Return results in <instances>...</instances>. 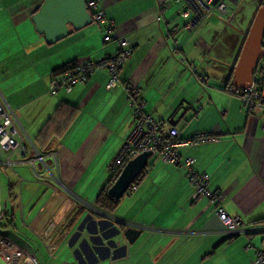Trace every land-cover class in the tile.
<instances>
[{"label":"crops","instance_id":"crops-1","mask_svg":"<svg viewBox=\"0 0 264 264\" xmlns=\"http://www.w3.org/2000/svg\"><path fill=\"white\" fill-rule=\"evenodd\" d=\"M41 2L0 0L5 25L30 27L29 19ZM99 2L105 15L114 20L115 34L126 35L131 50L118 73L117 83L112 87L106 86L107 70L96 68L84 83L74 85L69 92L45 93L57 76L51 73L54 68L74 59L79 62L100 59L116 52V40L105 41L103 28H70L68 36L51 44L43 35L36 31L32 34L29 29L28 37L21 33L16 36L22 46L14 42L17 39L5 42L15 43L17 48L4 47L3 60L18 62L6 55L20 52L24 60L22 68L32 71L26 76L23 88L10 85L9 89L10 82H0L3 92L0 91L36 148L58 151L59 165L53 173L67 191L54 182L58 192L51 196L33 181L26 189L29 195L23 202V183L20 192L18 185L17 191L13 184H9L7 194L16 198L8 201L10 216L0 221V232L27 250L36 264H48L41 255L42 251L57 260L55 264H101L103 261L118 264L123 258L129 264H254L256 250L264 249V232L225 236L214 212V203L203 195L194 197L193 186L184 169L162 163L157 156L149 161L144 176L133 189L141 184H144L143 191L160 190L168 185L169 191L165 193L170 197L157 203L162 206L161 213L143 219L145 227L139 228L140 234L131 244L116 232L106 234L102 229V241L99 238L92 239V243L85 241L98 230V219L93 218L96 215L90 213L87 206H94L98 192L94 197V184L85 187L87 180L83 186L85 190L78 189V186L86 171L99 173L109 167L131 131L133 116L125 85L137 89L144 112L168 125H176L184 137L198 133L217 137V140L178 147L180 160L194 157L193 169L208 173V186L221 193L229 215L241 218L247 227H264V110L246 113L240 97L225 89L227 83H231V69L252 18L247 28L237 31L239 35L232 39L230 46L226 43V56L220 59L209 56L213 45L209 52L203 51L207 43L196 36L197 33L204 34L203 27L192 32L182 27L179 30L171 21L172 17L166 15V7L157 8L156 0ZM195 56L208 58V64L195 67ZM199 75L204 79H199ZM25 89L26 94L20 96ZM75 190L79 194H73ZM33 192L39 194L38 200L32 198ZM70 196L85 205L84 209L74 203V199H68ZM143 203L146 205L145 201ZM25 205H39L40 209L48 207L38 227L52 207H58L60 214H70L68 229L52 254L47 252L35 233L38 243L31 245L16 229L15 208H19L22 224L31 229L33 219L28 223L24 220ZM102 215L107 216L114 227L123 223L116 215ZM8 219L12 220L10 224ZM76 224L78 227L69 241L72 256H68L62 243ZM122 226L123 229L118 228L120 232L128 228L125 223ZM64 228L61 221L50 215L42 233L54 245ZM174 254H179L177 261L172 258Z\"/></svg>","mask_w":264,"mask_h":264},{"label":"built area","instance_id":"built-area-1","mask_svg":"<svg viewBox=\"0 0 264 264\" xmlns=\"http://www.w3.org/2000/svg\"><path fill=\"white\" fill-rule=\"evenodd\" d=\"M178 2H183L182 7L177 13L184 21L182 25L183 30L187 32L195 31L210 16H223L226 14L227 9L225 0H218L215 4L212 3V0H156V6L158 9H163L171 3ZM85 5L90 13L91 23L98 24L103 28L105 41L110 38L116 40L118 44L117 50L112 56L100 59H87L78 62L73 68L58 74L48 86L47 93L50 95H54L60 90L69 92L74 85L84 83L96 68L107 70L108 81L106 86L112 87L117 83L118 73L130 56L131 50L127 36L115 34L116 27L114 20L105 15L99 0H85ZM263 54L262 47V56ZM257 62L255 67L257 66ZM257 76L258 80L264 77L263 67L258 70ZM125 91L132 111L133 126L115 158L109 164L108 169L110 172L119 175L129 160L142 152H151V154H156L162 163L184 169L186 178L193 186L194 197L203 195L210 202L214 203L216 216L222 224L221 232L225 236H238L257 231L264 232V227H247L241 218L228 214L222 202L223 197L221 193L211 190L208 186V173H198L193 169L194 157L188 156L180 160L178 147L197 144L203 141L217 140V137L208 133H198L193 136L184 137L176 125H168L165 121L155 119L150 113L144 112L143 104L138 98V92L134 86L125 85ZM241 107L246 113H252L254 110H264V87L259 90L255 89L253 77L251 85L244 89V94L241 97ZM16 165H27L31 173L36 177L34 182L49 191L51 196L58 192L57 186L67 191L63 183L53 173V170H57L59 165L58 151L55 149L39 151L36 148L23 129L15 111L8 105L0 91V170H10L16 174L20 192V186L25 180L16 172ZM54 182L57 186L53 184ZM14 198L16 196L11 197L5 193L4 200L1 201L0 196V221L10 214L11 206L8 201H12ZM32 198L38 200L39 194L33 192ZM50 215L65 225L64 233L59 240L52 245L51 241H48L43 236L42 227L46 219L34 230V233L41 240L47 252L52 254L56 245L65 235L68 229V222H66L67 216L65 214L58 215L56 207L50 209L47 217ZM0 257L8 264H36L27 250L1 232ZM253 263L264 264L263 248L256 250Z\"/></svg>","mask_w":264,"mask_h":264},{"label":"rangeland","instance_id":"rangeland-1","mask_svg":"<svg viewBox=\"0 0 264 264\" xmlns=\"http://www.w3.org/2000/svg\"><path fill=\"white\" fill-rule=\"evenodd\" d=\"M182 4L183 2L171 3L167 5L165 8L166 15L168 16V18L172 17L171 21L178 25L179 30L180 29L182 30L181 27L184 21L180 16H176V13L182 7ZM225 4L227 7L226 14H224L223 16H210L202 24H200L197 27V28L203 27L205 30L203 35L201 33H197L196 35L200 38V40L202 41L204 40L207 43V45L202 48L203 51L209 52L213 45V49L210 51V55H209L211 57L213 56V58H220V59L225 58L226 55L224 54L226 53V46H227L226 43L228 42L230 46L232 39L236 37L237 35H239L237 34V31L244 30L245 28H247V25L250 22V19L252 18L257 8L258 0H225ZM4 20L5 18L2 15V12L0 11V82L1 84L2 83L6 84L10 82V84L7 85L9 89H10V85H12V88H16V86H19V87L21 86L23 88L26 84V81H25L26 76L28 75V73H31L32 69L22 68L21 63H23L24 60H23V57H20L22 55L20 52H18L15 55H6L11 58H16L18 62H15L14 60L12 61L10 59L3 60L4 59L3 50H4V47L12 48V49L17 48V45L15 43H11V44L5 43L6 41L10 39H17V41L14 40V42H17V44L22 46L23 43H20V41L18 43V38L16 36H18L21 33L23 35H27L28 37L29 33L27 32V30L29 29L32 31V34H33V31H35L34 25L31 21V18L29 19L30 27H25L20 24L16 26H12L10 24V26H7L5 25ZM87 27H95L97 29L102 28L100 25L95 24V23H90L84 28H87ZM11 36H15V38H12ZM73 47H75V45ZM208 62H209L208 58L203 59L198 56H195V63H194L195 67H199L201 64L207 65ZM16 65L17 67H15ZM0 87L2 91L3 86L0 85ZM47 89L48 87L45 89L46 94H48ZM10 91H12V89ZM26 92H27L26 89L21 91L20 96L25 95ZM154 157L155 155H151L149 157V160L151 161L152 159H155ZM15 170L25 180L22 184V190H24L23 202H26L28 195H29V191L26 189L32 186L31 184L33 183H30V182L35 181L36 177L31 173V170L27 165H16ZM91 171L92 170L86 171V173L83 174V176L81 177V181L79 183L80 186H78V189L81 188L82 190H85L83 186H85V183H86L85 181L87 180L88 184L85 187H89L92 184H94L93 196L95 197L96 193L99 192L100 188L105 184V182L110 177L111 172L108 169V167H105V169H103L99 173H96V172L93 173ZM17 181H18V177L12 171L0 170L1 201L4 200V194L7 193L9 184H13L15 188L14 190L18 191ZM25 182H29V183H25ZM142 186H144V184L139 185L136 189L131 188L128 192L126 191L127 193L125 192L124 195L119 199L117 205L115 206V208H113L109 212L108 216H114V215L118 216L119 218L124 220V221L122 220L120 221L125 223L128 227H133V228H136L137 230H139V228L140 229L144 228L145 226L143 223V219L144 218L148 219V217H152V215H157L158 214L157 212L161 213L162 206L158 205L157 203L159 201L161 202L163 198L168 199L170 195L169 193H165L169 191L167 189L168 185H166L165 187L162 186L160 190H158L157 188H152L151 191L150 190L143 191ZM86 190L88 191L90 190V188H87ZM74 193L79 194L76 190L73 191V194ZM173 196L175 195L173 194ZM69 198L70 200L74 199L73 202L78 203V205L84 209L85 205H81L79 203V200L76 197L73 198V196H70L68 197V199ZM143 201H145L146 205L143 203ZM143 205H145L144 211H142ZM87 206L90 207V209L93 208V210H96L97 212L99 211L94 206H89V205ZM47 208L40 209L39 205H33V206L29 205V207H26L25 205L23 209L24 220L25 222L28 223L31 221V219H33L31 229L26 228L22 224V221L20 219L19 208L17 209L15 208V212H16L15 226L17 227L16 229L20 233H23L26 236L28 240L27 242H30L28 244L32 245V244L38 243L37 236L34 234L33 231L36 230L40 220L43 219V217L45 216L47 212ZM56 210L59 215L60 214L59 208L56 207ZM63 214L67 216L66 222H68L70 219V214H66V213H63ZM72 224H75V223L72 221ZM77 227L78 225L76 224L72 228V231L68 234L66 240H64V243H62V247L65 248L66 255L68 256H72L70 251L73 248H70L69 241L71 240L73 233L75 232ZM41 255L45 258L46 261H48V264H51V263L55 264L57 262V260H54L51 255H47L43 251L41 252ZM55 255L57 256V253H55ZM172 258L174 261H177L179 259V254H174ZM131 262L132 260L130 261V263ZM117 263L118 264H129L128 260H126L125 258L121 259ZM0 264H8V263L5 262L0 257ZM101 264H109V262L103 261V263Z\"/></svg>","mask_w":264,"mask_h":264},{"label":"water","instance_id":"water-1","mask_svg":"<svg viewBox=\"0 0 264 264\" xmlns=\"http://www.w3.org/2000/svg\"><path fill=\"white\" fill-rule=\"evenodd\" d=\"M218 0H212L215 4ZM31 21L35 31L43 35L49 44L54 43L70 33L79 30L91 23L90 13L86 9L85 0H42L38 9L31 15ZM264 35V8L259 7L249 24L245 33L240 51L233 67L231 80L232 90L246 89L251 85L252 75L256 62L262 56V38ZM151 152H142L129 160L115 181L107 189V194L113 199H120L134 182L138 174L147 165ZM105 216V215H104ZM97 222V231L93 232L87 242L99 238L102 241L104 233L101 231L100 223ZM88 228V227H87ZM115 228L117 236L123 237L128 243H133L140 231L128 227L124 231ZM100 231V235L97 232ZM115 233V234H116ZM109 244V242L107 243Z\"/></svg>","mask_w":264,"mask_h":264},{"label":"trees","instance_id":"trees-1","mask_svg":"<svg viewBox=\"0 0 264 264\" xmlns=\"http://www.w3.org/2000/svg\"><path fill=\"white\" fill-rule=\"evenodd\" d=\"M259 7H263L264 8V0H258V5H257V8L256 10L259 8ZM38 9V8H37ZM36 9V10H37ZM35 10V11H36ZM255 10V11H256ZM255 13V12H254ZM183 25V24H182ZM262 47H263V51H264V35H263V38H262ZM177 49H179V47H176ZM79 61L74 59V60H71V61H68L56 68H54L52 70V75L53 76H56L60 73H62L63 71L67 70V69H70V68H73ZM234 67V66H233ZM233 67L231 69V74H230V80H232V77H233ZM264 68V54L263 56L258 60L257 62V66L255 67V70H254V74L252 75L253 79H254V87L255 89L259 90L261 89L262 87H264V77L261 79V80H258V70H260V68ZM54 79V78H53ZM52 79V80H53ZM199 79L203 80L204 79V76L202 75H199ZM227 90L228 93H231V94H236L240 97L243 96L244 94V89H238L236 91H233L232 90V86H231V83H227V86L225 88ZM71 111H75L74 109L70 108ZM69 119V117H67ZM152 155H155L157 156L156 154H152ZM149 158H148V161H147V165L143 168V170L138 174V176L135 178L134 182L129 186V188L127 189V192L131 189V188H134L138 183L139 181L142 179V177L144 176L145 174V171L147 170V167L149 166ZM118 174L117 173H111L110 177L108 178V180L106 181V183L100 188L99 192L97 193L95 199H94V207L99 210L98 212L97 211H94L92 209H89V212L92 213L93 215H96L95 219H98L97 221L100 223V228L105 231L106 233L108 234H111L113 232H115V228H113L114 226L112 225V223L108 220V218H106L105 216H103L102 214H109V212L115 208V206L117 205L119 199H113L112 197H110L108 194H107V189L111 186V184L115 181V179L117 178ZM126 192V193H127ZM10 216V215H9ZM50 216H48L45 220V223L48 221ZM6 218V217H5ZM8 222L9 224L12 222V220H9L8 219ZM257 225V224H255ZM1 226V224H0ZM258 226V225H257ZM114 229V231L112 230ZM227 237H235V236H227Z\"/></svg>","mask_w":264,"mask_h":264},{"label":"flooded vegetation","instance_id":"flooded-vegetation-1","mask_svg":"<svg viewBox=\"0 0 264 264\" xmlns=\"http://www.w3.org/2000/svg\"><path fill=\"white\" fill-rule=\"evenodd\" d=\"M117 225H118V226L120 225L118 228H122V229H123V227H124V226H122L123 223H122V224H121V223H118ZM118 228L116 227V229H118ZM112 230L114 231V229H112ZM106 234H108V233H106Z\"/></svg>","mask_w":264,"mask_h":264},{"label":"clouds","instance_id":"clouds-1","mask_svg":"<svg viewBox=\"0 0 264 264\" xmlns=\"http://www.w3.org/2000/svg\"><path fill=\"white\" fill-rule=\"evenodd\" d=\"M92 210H93V208H92ZM94 211H96V210H94ZM105 217H107V216H105ZM117 223V222H116Z\"/></svg>","mask_w":264,"mask_h":264}]
</instances>
